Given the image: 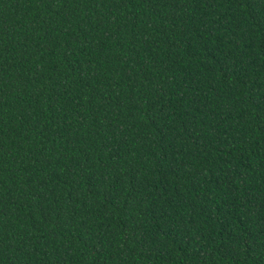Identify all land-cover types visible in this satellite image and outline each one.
I'll return each mask as SVG.
<instances>
[{
	"label": "trees",
	"instance_id": "1",
	"mask_svg": "<svg viewBox=\"0 0 264 264\" xmlns=\"http://www.w3.org/2000/svg\"><path fill=\"white\" fill-rule=\"evenodd\" d=\"M0 264H264V0H0Z\"/></svg>",
	"mask_w": 264,
	"mask_h": 264
}]
</instances>
